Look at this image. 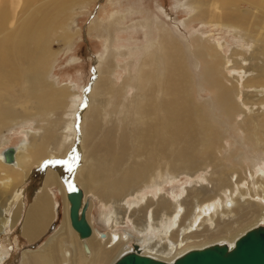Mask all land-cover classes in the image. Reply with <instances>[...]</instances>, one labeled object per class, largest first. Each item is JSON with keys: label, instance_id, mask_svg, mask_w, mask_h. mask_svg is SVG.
<instances>
[{"label": "rangeland", "instance_id": "374dc122", "mask_svg": "<svg viewBox=\"0 0 264 264\" xmlns=\"http://www.w3.org/2000/svg\"><path fill=\"white\" fill-rule=\"evenodd\" d=\"M81 1L31 0L32 4H29L31 10L40 8V15L42 16H60L63 18L73 16L69 26L64 25V28H59L52 38L50 43L52 52L50 70L46 79V82L58 89L67 87L70 94L65 99L66 104L62 109L52 112L49 104H46L44 107L49 109L45 111L47 117L44 119L36 117L37 113L40 114L41 109L37 107V111H31L29 110L31 105L26 106L29 110L25 114L27 120L0 132L1 152L8 147H16L20 144L27 136L26 131L34 132L39 137L47 129L49 130L50 122H56L55 141L47 144L44 158L40 164L37 162L31 167L28 181L21 187L25 200L22 201V205H19L21 206L19 219L14 228H7L6 234L4 233L5 235L0 237V252L6 254L3 264H19L21 253L25 249L39 248L43 242L45 243L49 239V236H52L61 227L65 204L57 192L56 186H52L49 187V192L53 194L55 199V206L53 205L55 216L49 227L45 229L46 233L44 231L34 243L29 242L21 233V225L27 212L30 211V205L35 200L37 192H40L44 186L47 171L54 170L63 180H73L76 177L75 165L80 158L78 151L84 144L83 122L87 118L86 111L90 106L91 92L97 82L99 83L104 78L108 79L106 75H103L105 77L102 78L98 70V67H102V69L107 67L105 63L100 64V66V59L98 60V58L101 55H103L101 57L106 58L108 49H106L107 43L103 34L91 31L92 23H96V21L100 23L99 21L106 22L113 16L124 17L123 21H118L112 27V37L115 42H112L110 49L112 51L119 49L124 54V58L116 60L120 65L126 64V71L112 70V83L116 82L117 87L128 75V72L135 76L143 56L142 47L150 39L148 36H154V38L151 36L152 41L159 37L154 24L158 21L163 23L174 37L173 40L179 44V51L183 55L182 59L185 58L183 60L187 66V72H189L187 74L191 79L190 100L193 105L196 106L197 104L200 113H202V118L209 119L212 126L214 125L212 131L215 132L214 135L217 139L211 148L202 145L199 149L197 148L198 151L197 149L194 150L198 162L193 169L175 171V169L171 170L166 161L158 162L159 167L154 169V178L150 179L147 185H141L142 187L131 190L120 201L114 200V202L113 199H104L97 193L89 191L86 195L91 204L90 207L92 206L90 219L99 231L107 233L111 230L110 226L105 223L103 214L109 211L113 213L115 209L125 212L123 214L124 223L119 224L118 229H116L119 231H131L132 224L139 225V222H144V216H146L144 214L147 213H153L155 219L161 218L160 220L164 221L166 217L163 216L172 212L175 215L173 214L172 218H169L170 223H173L171 221L173 219L181 225L187 224L195 206L201 205L204 208L205 202L214 197L223 196L226 199L229 197V191L225 188L231 189L233 186L235 189L237 183L238 188L235 189V192L233 190V193L238 197L239 192L248 190L249 184L250 188H253L252 182H256V174L259 173L260 169L264 170V9L260 8L264 7V0H217V2L216 0H84V5L73 6L80 4ZM235 3L236 6H234ZM238 3H241L242 6L238 7ZM37 7L38 9H36ZM20 16L21 13L18 15L17 24L21 22ZM230 17L244 18V22L243 24L242 22L236 24ZM30 22L32 23V19ZM128 26L130 29L127 30ZM114 27L117 29L115 30ZM120 27L121 30L127 31H121ZM64 34L71 36L69 42L63 38L62 35ZM198 45L208 48L210 54L217 52L215 54L216 60L219 62L215 66L217 77L211 79V83L219 79V84L222 83L227 88H233V92L236 93H233L232 96L239 110L230 119L221 113L219 104L214 98L215 91L209 89L208 82L210 81H206L203 75L204 62L194 55ZM208 61L211 59L208 58ZM114 63L113 61L112 64L114 65ZM256 89L261 90V92L256 91ZM135 91V89H129L125 99L119 96L111 99L112 96L104 94L95 98V103L97 102V106L102 108L101 113L103 114L93 116L92 120H89L90 125L91 123L95 124L92 127H95L96 131L92 141L85 142V150L91 152L90 149L96 150L100 144L114 140L113 155L118 157L122 147L126 146L129 151L131 147H134L131 140L129 141L132 128L131 120L129 115L124 114L123 109L131 106V97L135 95ZM20 93V90H17L13 95H9L8 99L12 98L10 100L12 103L19 101L23 97V94ZM74 105L78 112L75 119L70 112ZM16 109L20 110V106L16 105ZM71 119H74L75 122V132L65 129L66 122ZM252 127L256 129L260 127L261 129L259 128L258 131L262 135L252 134ZM66 130L68 131L66 132ZM66 133L73 139L71 140L69 137L68 141ZM261 136L262 138H260ZM121 137H125L126 140L122 141ZM60 141L62 143L59 145ZM101 154L98 153L97 156ZM73 156L77 157L76 161H73ZM48 160H62L65 163L45 166V162ZM140 160L131 158L130 163L140 164ZM70 165L73 167L72 171H69ZM64 168L67 170L62 171ZM251 174H254L255 180L250 177ZM74 182L84 191L82 185L76 182V178ZM250 192H252L254 199L247 197L248 200H245L248 202L244 201L245 204H240L236 216H230L231 220H228L227 217L215 220L217 223L222 222L219 225H215V222L214 226L219 232L224 230L223 235L227 234L225 229H228L231 234H235L244 229L245 226L248 228V225L251 224L250 221L253 220L251 213L253 214L254 210L258 209L255 206H264L263 201L255 197L256 190ZM256 196L258 197V195ZM137 200L140 201L137 202ZM16 207L17 205L12 206L11 215L15 212ZM252 208L253 211H251ZM249 211L251 212L248 217L246 213ZM238 214H241L242 219ZM238 217L240 221H237ZM227 221L233 225L228 224ZM207 225L208 223H204L198 238L193 239L199 243L197 245L202 244L208 247L216 244L213 240L217 236L211 231L213 228ZM235 226L239 227L236 228ZM178 227L179 225L171 230L175 229L176 231ZM207 232L211 235L206 236ZM6 239L7 241H5ZM207 241L212 242L208 243Z\"/></svg>", "mask_w": 264, "mask_h": 264}, {"label": "bare ground", "instance_id": "6f19581e", "mask_svg": "<svg viewBox=\"0 0 264 264\" xmlns=\"http://www.w3.org/2000/svg\"><path fill=\"white\" fill-rule=\"evenodd\" d=\"M30 1L0 0V132L13 125H18L19 122L26 121L25 114L29 110L37 111V107L41 109V112L40 114L37 113L36 117L44 119L47 117L45 112L47 109L50 108L53 112L64 108L66 104L65 99L70 94L67 87L58 89L46 82V79L47 73L50 70L49 64L52 54L50 43L52 42V38L59 28H64V25L69 26V22L73 16L70 15L72 17L69 18L42 16L40 15V8L38 9L37 7L36 9L38 10H34L35 8L31 10L29 4H32V2ZM83 2L84 0L80 4L73 6L84 5ZM234 6H236V3ZM241 6L242 4L238 3V7ZM260 8L264 9V7ZM20 13L19 19H21V22H19V25L17 23ZM31 19L32 23L30 22ZM123 19L124 17L113 16L106 22L99 21L100 23H97L96 21V23H92L91 27V31L103 34L104 38H106V49H108L106 58L101 57L103 56L101 55L98 60L100 59L99 65L105 63L107 67H104V69L98 67V70L102 78L105 77L103 75H106L108 79H101L93 87L90 96V106L86 111L87 118L83 122L82 134L84 144L78 151L80 158L75 165V178L76 182L84 188V205L89 202L86 195L89 191L97 193L104 199H113V201L122 200L131 190L138 189V187H142L141 185H147L150 179L154 178V169L158 166V162L166 161L170 165L171 170L175 169V171L193 169L197 166L198 162L195 157L197 154L194 155V150L199 149L202 145L203 147L211 148L217 140L214 135L215 132L213 133L212 131L214 125L212 126L209 119L207 120L206 118V121L204 117L202 118V113H200L197 104L196 106L193 105L190 100L191 79H189L187 74L189 72H187V66L183 60L185 58L182 59L183 55L179 51V44L173 40L174 37L170 34L169 29L160 21L154 24L155 31L159 37L157 40L154 39L152 41L154 36H148L150 39L142 47L143 56L140 59L138 69L136 74H134L135 76H132L131 72H128V75L124 77L118 87L115 84L116 82L112 83V70L126 71V64L120 65L116 60L124 58V54L119 49L116 51L110 49L112 48V42H115V39L112 37V27L118 21H123ZM230 19L234 23L236 22V24H240V22L243 24L244 22V18L240 17H230ZM128 29H130L129 26L127 27ZM127 30L122 29L121 31ZM62 36L67 42L71 40L70 35L64 34ZM204 45L206 46L205 43ZM207 49L204 46L198 45L197 52L194 55L204 62L205 69L203 68V75L206 81H210L217 77V68L215 66L219 62L216 60L215 54L217 52L211 53V55ZM208 58L211 61H208ZM112 59L115 62L114 65L112 64ZM114 80L116 79L114 78ZM218 81L215 80L213 83L211 81L208 82L210 85V88H208L215 91V93L213 92L214 98L219 104L221 113L230 119L239 110L232 96L235 92H233V88H227L222 83L219 84ZM129 89H135V95L131 97L132 99L130 98L131 106L123 109V111L125 115H129L131 120L132 128L129 141L131 140L134 147L130 146V151L126 146L122 147L120 156L118 157H114L113 155L114 140H108L104 144H100L96 150L90 149L92 150L91 152L85 150V142L92 141L96 131L95 127H92L95 124L91 123L90 125L89 120L93 116L103 114L101 113L102 108L97 106V102L95 103V98L98 95L104 94L112 96L111 99L117 96L125 99ZM17 90H20L23 97L19 101L12 103L10 101L12 98L9 100L8 96L13 95ZM256 91L261 92L258 89ZM46 104H49V108L44 107ZM16 105L20 106V110L16 109ZM28 105H31L29 110L26 107ZM70 112H72L75 119L76 113H78L77 107L75 105L72 106ZM74 119L66 122L65 129L70 130V132H75ZM49 125V130L47 129L39 137L34 132L26 131V138L15 147V164L5 162L2 157V152L5 149L0 152V237L4 233L6 234L5 230L7 228L12 229L15 227L16 221L20 216L21 206L19 205H22V201L25 200L21 187L28 181L31 167L37 164V162L40 164L44 158L47 144L55 141L56 122H50ZM259 128H253L251 130L252 134L262 135L258 131ZM67 137L68 141L69 137L71 140L73 139L70 135ZM121 140L125 141L126 138L121 137ZM61 143L60 141L59 145ZM98 153L102 154L97 156ZM131 158L141 159V163L131 164ZM256 175L257 179L254 178V174L250 176L252 179H256V182H252L253 188L251 189L249 184L248 190L239 192L238 197L233 193V190L235 192V189L238 188L237 183L236 188L234 187L235 189H233V186L231 189L225 188L229 191H226L229 194V197L226 199L223 196H219L220 198L214 197L205 202L206 206L204 208L201 205L195 206L191 217H188L189 222L184 225L175 222L173 219L171 220L173 223L169 222V218H172L174 214L172 212L169 215L163 216L166 217L164 221H161V218L155 219L153 213H147L144 214L146 215L144 216V222H139V225L132 224L133 231H119L116 229H118L119 224L124 223L123 214L125 212L123 213L116 209L113 213L109 211L103 214V219L110 226L111 230L104 233V238L101 237L102 232L93 225L90 219V209L92 206L90 207L91 204L89 202L86 219L92 227V234L90 237L82 240L71 226V206L67 199L65 181L54 170L50 169L46 173L43 188L40 192H37L35 200L30 205V211L27 212L21 225L22 236L29 242L34 243L52 223L55 216V199L53 194L49 192V187L56 186L57 192L64 200V219L60 229L54 232L52 236H49V239L45 243L43 242L39 248L34 250L25 249L21 253L19 264H115L122 256L133 252L134 245L139 246V252L144 256L164 262H172L189 251L207 247L202 244L197 245L199 243L193 240L200 235L204 223H208L213 228L211 231L217 236L213 240L216 244L226 243L234 245L236 240L244 235L247 230L264 226V206L260 204V206H255V204L254 206L258 209H255L253 214L251 213L253 217H250L253 219L250 221L251 224L248 225V228H245V226L244 229L235 234H231L228 229H225V231L227 230V234L223 235L222 232L224 230H220L221 232H219L215 228V220L226 217L229 220L230 216H236L238 207L241 203L245 204L244 201H246L245 199L248 200L247 197L252 200L254 199L252 192H250L251 190L255 189L256 195H258L257 197L254 194L255 197L264 203V170L260 169ZM139 201L137 200V202ZM228 202L231 204L230 207L226 206ZM13 205H17L18 208L16 207L15 212L11 215ZM118 205L120 206V204ZM251 211H253V208ZM251 211L247 212L246 215H250ZM81 213L82 210H80ZM238 215L241 217V214ZM239 217L237 221L240 219ZM220 223L216 222L215 225H219ZM178 225L179 227L176 231L175 229L171 230ZM85 244L89 253L85 250ZM5 256L6 254L0 252V264H3Z\"/></svg>", "mask_w": 264, "mask_h": 264}, {"label": "water", "instance_id": "95a60500", "mask_svg": "<svg viewBox=\"0 0 264 264\" xmlns=\"http://www.w3.org/2000/svg\"><path fill=\"white\" fill-rule=\"evenodd\" d=\"M15 154L16 148L10 147L2 152V157L6 163L15 164ZM66 170L64 168L62 171ZM74 179L64 180L67 199L71 206L70 221L72 228L79 234V237L85 240L92 234V227L86 219L89 202L83 204V189L75 184ZM68 184H73L76 190L69 191ZM226 206L230 207L231 204L228 202ZM80 210H82L81 214ZM101 237H105L103 232ZM84 246L86 252L89 253L87 245ZM115 264H264V226L248 230L236 240L234 245L221 243L203 249H195L172 262H164L144 256L139 252V246L134 245V251L122 256Z\"/></svg>", "mask_w": 264, "mask_h": 264}, {"label": "snow or ice", "instance_id": "6c2138e0", "mask_svg": "<svg viewBox=\"0 0 264 264\" xmlns=\"http://www.w3.org/2000/svg\"><path fill=\"white\" fill-rule=\"evenodd\" d=\"M73 161H76L77 160V157L76 156H73ZM62 163H65L64 161H62V160H48V161H46L45 162V166H47V165H54V164H62ZM73 170V167L70 165L69 166V171H72ZM68 190L69 191H75L76 190V188L74 187V185L73 184H68Z\"/></svg>", "mask_w": 264, "mask_h": 264}]
</instances>
